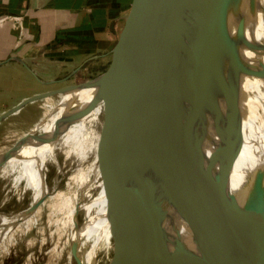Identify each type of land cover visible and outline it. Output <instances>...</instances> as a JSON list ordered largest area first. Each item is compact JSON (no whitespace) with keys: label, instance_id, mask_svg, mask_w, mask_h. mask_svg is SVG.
I'll return each instance as SVG.
<instances>
[{"label":"water","instance_id":"95a60500","mask_svg":"<svg viewBox=\"0 0 264 264\" xmlns=\"http://www.w3.org/2000/svg\"><path fill=\"white\" fill-rule=\"evenodd\" d=\"M139 1L133 0L125 26L112 50L110 66L94 78L99 87L94 95V103L108 91H121V87L117 90L114 85L117 82L122 85L125 81L126 77L121 75L123 70L127 64L132 66L140 61L133 56V40L130 37ZM257 5V0H145V24L152 39L151 45L166 73L160 75L152 68L149 72L140 71L132 76L141 73L161 77L167 84L166 91L169 85L175 83L181 90L191 119L190 122L178 125L180 127L176 125L170 129V137L166 132L167 136L159 139L158 145L154 147V152L159 148L163 153L164 159L159 170H164L172 159L173 145L178 144L177 160L182 171L179 183L175 180L176 187H173L177 189L178 196L182 194V180L186 174L179 157L182 134L190 127L199 128L200 116L207 108L223 134V145L206 159L199 209L194 207L199 199L184 207L179 202L182 212L188 207V215L193 211L197 212L202 224L199 250L191 257L187 256L185 247L182 251L190 264H264V163L250 170L240 190L231 185V172L243 148V132L238 87H233L227 76L228 72H231V77L234 73H243L264 81V43L247 24L257 14ZM122 43L126 44L125 53L116 57V49ZM140 46L147 49L145 43ZM242 51L251 56L249 64L242 61ZM145 55L149 56V53ZM62 89L37 98L58 93ZM173 100L169 95L163 105L171 104V115L178 118L181 106L176 105ZM9 113L1 116L0 120ZM222 121L224 126H221ZM151 130L153 133L150 139H154L152 136L156 135L158 128ZM174 132L175 136L172 138ZM164 140H169L168 147L171 146L163 152ZM152 159L160 164L153 156ZM192 186H195L194 181ZM76 244L75 242L72 251L79 264H84L79 258ZM177 249L179 258V248Z\"/></svg>","mask_w":264,"mask_h":264},{"label":"bare ground","instance_id":"6f19581e","mask_svg":"<svg viewBox=\"0 0 264 264\" xmlns=\"http://www.w3.org/2000/svg\"><path fill=\"white\" fill-rule=\"evenodd\" d=\"M257 3V14H255L253 19L250 18V23L247 24L255 36L264 43V0H257ZM144 7L145 0H140L139 8L136 13L135 26L133 27V30L130 34V37H132L133 40V56L140 59V61L132 66L127 64L121 74L123 77H126V79L124 78L125 81L122 82V85L118 82L114 85V88L117 90H119L121 87V91H118V95L116 97L119 102V106L116 111L117 121L119 122L122 116L125 115V111H127V109L123 110L124 106H122L124 104V100L127 99H125V94L126 92L130 93V89L132 86H134H131L129 79L132 74L140 71L149 72L152 68H154L153 71H157L161 75L166 73L163 63H160V61L156 58L157 54L151 45L152 39L149 36L145 24ZM142 43L146 44L147 49L140 46ZM125 45V43L119 45V47L116 49V57H121L125 53ZM147 52L149 53L150 57L145 55ZM151 56H154L156 59ZM241 57L242 61L247 64H249V61L252 60L251 56L249 57L248 53L243 51L241 52ZM225 67H227L226 64ZM227 76L232 86L238 87L237 92L242 109L241 127L243 132L253 112H260L264 114V81H261L254 76H247L243 73H239V75L234 73L231 77V72H228ZM260 87L261 90L259 93ZM63 91L66 94L65 98L69 99L58 107L49 105V109H52V111L55 108L56 109L44 124L41 125L47 116L43 117L29 132L17 136L16 138L18 141L16 144H12L0 151V179L6 178L8 180L7 183H10L8 190H11L12 188H18L20 185H23L22 196L24 197L25 194H30L32 197V205H34L50 192L47 181V163L50 160L58 162L55 146L60 144V146L68 154V157L78 156L80 159L77 161L79 165V173L77 172L78 175L76 177L77 179H80L81 186L88 187L91 183L98 179L97 186L100 188L96 198L92 202L85 204L87 209V220L79 229L78 237L85 239L84 241H86V244L83 245L84 242L83 244L81 242L76 244L79 258L84 264H100L97 253L104 246L106 249L107 264H123V255H125V253L128 251L127 249L120 246L121 248L118 249V252L115 253V256H113L112 259L110 255L111 248L116 250V247H118L116 241L113 243L112 238L113 218L117 216L128 217L132 214L134 215L136 214L135 208H138L139 210L142 208L146 195L145 179L147 178L148 173H150L149 169L154 167L159 168V166L161 168V163H155V160L152 159L154 147L158 145L157 142L159 139L164 137V135H166V132L169 133L170 137L171 130L176 127V125L181 126L183 122L185 124L190 118L184 103L183 95L180 88L175 83L169 85L168 90L164 93L165 100H168L169 95H171L176 105L178 104L179 107L181 106V115L178 118H175V116L172 117L171 104L167 106L158 105L157 108L153 109V104L156 105L158 100V97L155 96H152L151 98L150 95L153 92L149 95L150 99L145 102L139 97L140 95H137L134 99L135 106L132 111L131 127H133L136 131L141 127L140 125L143 122H146L148 118L152 117L153 121L150 120L152 122L150 129L146 134L137 136L133 140L134 142H132V145L129 146L128 143L130 142H125V144L119 145L115 152L111 151L107 153L102 160H98L100 158L101 151H103V142L106 140L105 133H110V130H112L111 120L107 122L101 118L103 110L109 106L111 107V92L108 91L100 100L94 103V95L99 91V87L96 85V80L90 81L83 85L66 87L63 89ZM152 95H155V93ZM201 120L204 121V127L207 133V144L210 146L212 153H214V151L223 145V134L221 127L216 122L213 114L208 108L204 109L202 112L199 121ZM221 126H224V121L221 122ZM155 128H158V132L156 135L152 136L154 139H150V136L153 133L151 129ZM175 132L172 135V138L175 136ZM168 141L164 140L162 142L163 152L170 144V141ZM173 147V150H171V153L173 154L172 159L168 163L167 168L169 171H166H168L169 174L175 173L176 183H179V175L182 169L177 160L178 144L173 145ZM161 154L163 153L161 152ZM90 157H93L92 161L88 162L87 159H90ZM87 163H89V165ZM109 176L111 179L108 178ZM99 177H102V179ZM230 183L236 190H240L242 187L238 170V159L231 172ZM6 185H3V190L6 189ZM138 188L140 189L137 192ZM1 192L2 191L0 190V193ZM63 201L64 206L70 208V215H68L69 221L73 222L74 220L75 222L77 208L72 204L70 198L65 197ZM179 202L177 189L173 188V200L171 202V208L174 216L173 218L175 219L174 223L172 221L173 219H171V222H169L170 226L168 225L169 227H167L165 236L167 240L170 241L172 247L176 245V247L179 248V258L170 264H190V260L186 259L182 254L185 245L188 243L189 234L187 232L184 233L183 230H181V228L178 226L179 221L183 220L185 216L188 215L190 209L188 207L185 212H182L183 208ZM145 205H147V202ZM199 206L200 199L195 203L194 207ZM29 210H31V206L22 212L0 214V217L2 218L0 225L5 226L4 232L0 235V240L2 238L4 239L10 232L15 230V222L25 219V227H29L33 223V215H31L32 217L28 216L30 213ZM173 224L176 227L178 226L177 230L179 232H174ZM154 232L155 229L151 228L147 233L145 246L147 251H149L151 245H153ZM175 233L178 235V237L175 235ZM136 236L135 238H137ZM174 239L176 240V243ZM156 251L157 250H155V252Z\"/></svg>","mask_w":264,"mask_h":264},{"label":"rangeland","instance_id":"374dc122","mask_svg":"<svg viewBox=\"0 0 264 264\" xmlns=\"http://www.w3.org/2000/svg\"><path fill=\"white\" fill-rule=\"evenodd\" d=\"M112 57V54H110L109 58H107L106 68L110 66ZM129 79L131 86H134L130 89V93L126 92L125 94V99H127L124 100L122 106H124L123 110L127 109V111H125V115L122 116L120 122L117 121L116 116V111L119 106L118 99L116 98L118 95L116 90H112L111 92V98L113 100H111V107L105 108L102 112V120L107 122L111 120L112 130H110V133H105L106 140L103 142V151H101L98 160H102L105 155L111 151L115 152L117 147L125 144V142H130L128 143L129 146L132 145V142H134L133 140L137 136L147 133L152 123L150 120L153 121L152 117L148 118L146 122H143L140 125L141 127L136 131L130 128L132 126V111L135 106L134 99L137 95H140L139 97L142 98L144 102L148 101L150 96L151 98L152 96L158 97L157 103L155 102L156 105L153 104L152 106L153 109L167 102V100L164 99L167 84L164 83L161 77H155L153 74H149L145 77L144 74L138 73L131 76ZM260 90L261 87L259 93ZM151 93H155V95ZM65 96L66 94L62 89L58 93H53L36 100L33 103L34 122L31 123V125L21 124L19 129H13L10 125L0 127V151L12 144H16L18 141L16 138L17 136L29 132L43 117L47 116L41 123V125L44 124L56 109L52 111V109H49V105L58 107L69 99L65 98ZM190 121L191 119L189 118L186 123ZM118 122L122 125H119ZM207 142L208 137L203 120L199 121L198 129L196 127H190L186 129L181 136L179 157L181 165L186 173L182 180V194L179 196L183 207L188 203H195L199 199V196H201L204 188L206 159L212 154V150ZM55 150L58 162L50 160L47 163V181L50 192L39 200L40 202L34 210H32V208L36 204L32 205L31 195L25 194L24 197L22 196L23 185L8 190L10 186V183H7L8 180L6 178L0 179V190L2 191L0 193V214L22 212L31 206L28 216L33 215L34 219L29 227H25V219L15 222L14 233L10 232V235L8 234L9 236L7 235L4 239L2 238L0 240V264H79L72 248L75 242H81L82 244L84 242L83 245L86 244V241H84L85 239L78 237L79 229L87 220V209L85 204L92 202L96 198L100 188L97 186L98 179L91 183L92 185L90 184L88 187H82L80 179L76 177L79 173V165L77 162L80 160L79 157H68V154L60 144L55 146ZM161 152L157 149L153 155V158L159 163H162L164 159ZM92 158L93 157H90L87 161L91 162ZM262 163H264V114L253 112L243 131V148L238 157V170L242 184L248 177L250 170ZM87 164L89 165V163ZM151 169H149L150 173H148L145 179L146 195L142 208H140V210L135 208L136 214L130 215L132 217L117 216L113 218L112 238L113 243L116 241L118 247H116V250L111 248L110 255L112 259L119 248L124 247L127 249L128 251L123 255V264H170L178 258V249H176V245L172 247L170 241H168L165 236L167 227L170 226L169 222L173 219L172 221L174 223L175 219L173 218L171 202L173 200L172 195L176 174H169L168 169L159 170V168L155 167ZM99 178L102 179V177ZM108 178L111 179L110 176ZM193 181L195 183L194 187L192 186ZM3 185H6V189L4 190ZM139 189L140 188L137 189V192ZM65 197L70 198L72 204L77 208L75 222L74 220L73 222L69 221L68 215H70V208L64 206L63 199ZM146 202L147 205H145ZM199 207L195 208L199 209ZM1 222L2 218L0 217V223ZM178 226L184 233L187 232L189 234L185 250L187 256L191 257L199 250L202 239V224L199 222L198 213L193 211L190 215L179 221ZM177 227L174 226V232H179ZM151 228L155 229L153 245H151L150 250L147 251V248H145L146 237ZM4 229L5 226L0 225V235L4 232ZM175 235L177 234L175 233ZM135 236L137 238H135ZM102 248L98 251L97 256L100 260V264H107L106 249L104 246ZM155 250L157 251L155 252Z\"/></svg>","mask_w":264,"mask_h":264},{"label":"crops","instance_id":"0c3cea01","mask_svg":"<svg viewBox=\"0 0 264 264\" xmlns=\"http://www.w3.org/2000/svg\"><path fill=\"white\" fill-rule=\"evenodd\" d=\"M132 3L0 0V127L31 125L39 95L101 75Z\"/></svg>","mask_w":264,"mask_h":264}]
</instances>
